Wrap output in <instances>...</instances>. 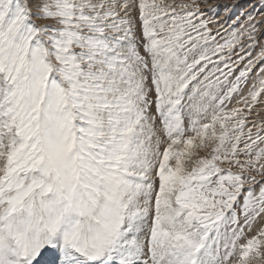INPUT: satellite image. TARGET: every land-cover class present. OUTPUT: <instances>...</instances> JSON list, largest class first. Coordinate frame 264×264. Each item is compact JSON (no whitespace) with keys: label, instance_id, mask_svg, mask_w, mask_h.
Listing matches in <instances>:
<instances>
[{"label":"snow or ice","instance_id":"obj_1","mask_svg":"<svg viewBox=\"0 0 264 264\" xmlns=\"http://www.w3.org/2000/svg\"><path fill=\"white\" fill-rule=\"evenodd\" d=\"M238 7L0 0V264H264V0Z\"/></svg>","mask_w":264,"mask_h":264},{"label":"rangeland","instance_id":"obj_2","mask_svg":"<svg viewBox=\"0 0 264 264\" xmlns=\"http://www.w3.org/2000/svg\"><path fill=\"white\" fill-rule=\"evenodd\" d=\"M166 2H168V0H166ZM184 2H190V0H184ZM209 2L213 3V4L223 5V4H226V3L230 4V3L233 2V0H209ZM249 3H250V0H239L240 7L234 9L233 10V14L235 15L236 13H238L241 10L242 7H246ZM249 10H251V9H249ZM215 11L221 17L226 14L222 7L218 8V9H215ZM209 15H211V13H209ZM261 115L264 116V113H262Z\"/></svg>","mask_w":264,"mask_h":264}]
</instances>
